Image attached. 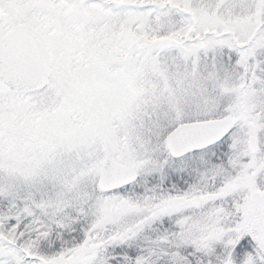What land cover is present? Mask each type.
Returning a JSON list of instances; mask_svg holds the SVG:
<instances>
[{
  "label": "snow or ice",
  "instance_id": "6c2138e0",
  "mask_svg": "<svg viewBox=\"0 0 264 264\" xmlns=\"http://www.w3.org/2000/svg\"><path fill=\"white\" fill-rule=\"evenodd\" d=\"M0 264H264V0H0Z\"/></svg>",
  "mask_w": 264,
  "mask_h": 264
}]
</instances>
